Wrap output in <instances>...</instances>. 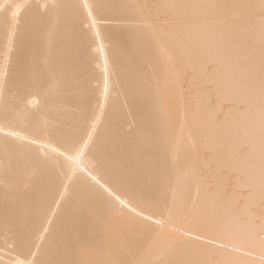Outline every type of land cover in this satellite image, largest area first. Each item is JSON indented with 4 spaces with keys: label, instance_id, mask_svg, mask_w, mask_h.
Listing matches in <instances>:
<instances>
[{
    "label": "bare ground",
    "instance_id": "1",
    "mask_svg": "<svg viewBox=\"0 0 264 264\" xmlns=\"http://www.w3.org/2000/svg\"><path fill=\"white\" fill-rule=\"evenodd\" d=\"M260 4L0 0V264H264Z\"/></svg>",
    "mask_w": 264,
    "mask_h": 264
},
{
    "label": "snow or ice",
    "instance_id": "2",
    "mask_svg": "<svg viewBox=\"0 0 264 264\" xmlns=\"http://www.w3.org/2000/svg\"><path fill=\"white\" fill-rule=\"evenodd\" d=\"M142 7V6H138ZM195 7H211L224 10H237L254 7V5L244 3H224V4H210V5H196ZM260 54H261V95H262V110H264V0H261L260 4ZM225 23L229 26H238L243 23V18L240 16H230L226 19ZM262 142H264V131H262ZM264 158V157H262ZM261 187L264 192V166L261 171ZM264 242V241H262ZM56 264H77L76 261H60ZM110 264H127L125 261L114 260Z\"/></svg>",
    "mask_w": 264,
    "mask_h": 264
}]
</instances>
